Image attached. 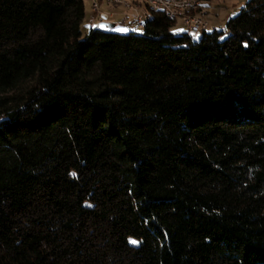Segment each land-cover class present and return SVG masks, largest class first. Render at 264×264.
<instances>
[{
    "label": "trees",
    "instance_id": "obj_1",
    "mask_svg": "<svg viewBox=\"0 0 264 264\" xmlns=\"http://www.w3.org/2000/svg\"><path fill=\"white\" fill-rule=\"evenodd\" d=\"M83 15L0 0V264H264V0Z\"/></svg>",
    "mask_w": 264,
    "mask_h": 264
},
{
    "label": "rangeland",
    "instance_id": "obj_2",
    "mask_svg": "<svg viewBox=\"0 0 264 264\" xmlns=\"http://www.w3.org/2000/svg\"><path fill=\"white\" fill-rule=\"evenodd\" d=\"M84 15L80 22V35H83L90 26H97L99 22L108 23V28L125 32L128 30L140 31L136 16L142 20L145 14L155 8H150L155 0H82ZM162 1V0H158ZM166 1V0H163ZM182 0L166 1L178 6V13L171 15L175 22L171 29L175 32L183 30V21H197L202 19L207 26L223 28L227 15L236 12L245 0ZM92 2L95 3L92 6ZM151 3V4H150ZM194 5L189 7L188 5ZM187 4V5H185ZM186 8H182V7ZM185 9V10H184ZM214 23V24H213ZM187 28H185L186 30Z\"/></svg>",
    "mask_w": 264,
    "mask_h": 264
},
{
    "label": "built area",
    "instance_id": "obj_3",
    "mask_svg": "<svg viewBox=\"0 0 264 264\" xmlns=\"http://www.w3.org/2000/svg\"><path fill=\"white\" fill-rule=\"evenodd\" d=\"M92 6L95 5L94 2H92ZM189 7H192L194 5H188ZM153 8H159L163 10V12L168 15H174L178 13V6H175L173 3H168L166 1H157V6H152ZM184 28H187V32L190 34L197 33L202 28H211V25L208 27L202 19H198L197 21H183Z\"/></svg>",
    "mask_w": 264,
    "mask_h": 264
},
{
    "label": "bare ground",
    "instance_id": "obj_4",
    "mask_svg": "<svg viewBox=\"0 0 264 264\" xmlns=\"http://www.w3.org/2000/svg\"><path fill=\"white\" fill-rule=\"evenodd\" d=\"M157 1L158 0H155L154 1V3H153V5H150V8H153L152 6H157ZM163 1V0H162ZM166 1H174V2H177V1H182V0H166ZM190 1V0H189ZM192 2H194L195 3V0H193ZM151 4V3H150ZM185 5H187V4H185ZM191 5H192V3H191ZM182 7V6H181ZM182 8H186V7H182ZM187 9V8H186ZM185 10V9H184ZM148 14H145L143 17H146ZM140 16L139 15H137L136 16V19H137V22L139 21V23H138V25L139 26H141V21H142V17L141 18H139ZM188 21V20H187ZM186 31H187V29H186Z\"/></svg>",
    "mask_w": 264,
    "mask_h": 264
},
{
    "label": "water",
    "instance_id": "obj_5",
    "mask_svg": "<svg viewBox=\"0 0 264 264\" xmlns=\"http://www.w3.org/2000/svg\"><path fill=\"white\" fill-rule=\"evenodd\" d=\"M97 26L104 28V27H106V24L104 22H99Z\"/></svg>",
    "mask_w": 264,
    "mask_h": 264
},
{
    "label": "snow or ice",
    "instance_id": "obj_6",
    "mask_svg": "<svg viewBox=\"0 0 264 264\" xmlns=\"http://www.w3.org/2000/svg\"><path fill=\"white\" fill-rule=\"evenodd\" d=\"M74 175V174H73ZM131 243L135 244V243H138L137 241H131Z\"/></svg>",
    "mask_w": 264,
    "mask_h": 264
},
{
    "label": "crops",
    "instance_id": "obj_7",
    "mask_svg": "<svg viewBox=\"0 0 264 264\" xmlns=\"http://www.w3.org/2000/svg\"><path fill=\"white\" fill-rule=\"evenodd\" d=\"M214 24V23H213ZM214 26H215V24H214Z\"/></svg>",
    "mask_w": 264,
    "mask_h": 264
}]
</instances>
